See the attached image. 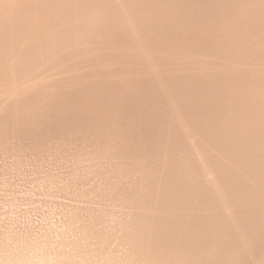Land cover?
<instances>
[{"label": "bare ground", "instance_id": "obj_1", "mask_svg": "<svg viewBox=\"0 0 264 264\" xmlns=\"http://www.w3.org/2000/svg\"><path fill=\"white\" fill-rule=\"evenodd\" d=\"M0 264H264V0H0Z\"/></svg>", "mask_w": 264, "mask_h": 264}]
</instances>
